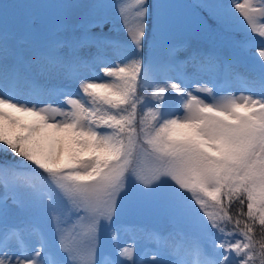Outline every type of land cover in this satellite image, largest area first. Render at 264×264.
<instances>
[{
  "label": "snow or ice",
  "instance_id": "obj_1",
  "mask_svg": "<svg viewBox=\"0 0 264 264\" xmlns=\"http://www.w3.org/2000/svg\"><path fill=\"white\" fill-rule=\"evenodd\" d=\"M211 7L242 45L174 0H0V264H264V0Z\"/></svg>",
  "mask_w": 264,
  "mask_h": 264
},
{
  "label": "rangeland",
  "instance_id": "obj_2",
  "mask_svg": "<svg viewBox=\"0 0 264 264\" xmlns=\"http://www.w3.org/2000/svg\"><path fill=\"white\" fill-rule=\"evenodd\" d=\"M195 2L199 3L201 6H203L207 11V14L214 18L213 15H210V13H216L217 16L222 17V19H228L229 17H223V10L222 9H216L212 8L211 6L216 4H225L227 5L229 0H194ZM175 3L181 5V8L179 9L182 16L193 26L197 27L201 24H207L205 18L198 12L194 11L191 7L187 6L183 1L180 0H174ZM215 19V18H214ZM224 28L229 29L230 31H242L238 28L237 25L233 21H227L224 23ZM107 31V29H106ZM113 37L116 36V33H111ZM179 39V37H178ZM256 41H259V37L254 38ZM235 41H238L234 39ZM239 42V41H238ZM243 50L249 52V50L244 49ZM251 51H254L252 49ZM183 56V54H181ZM252 62L250 59H246L245 57H240V64L238 66V71L243 74H247L251 72L252 70ZM239 86V85H237ZM182 114V111H181ZM126 222L130 224H142L148 227H157L161 226L160 223L152 218L148 217H127ZM128 235H132V233H128ZM122 239H127V236H122Z\"/></svg>",
  "mask_w": 264,
  "mask_h": 264
},
{
  "label": "trees",
  "instance_id": "obj_3",
  "mask_svg": "<svg viewBox=\"0 0 264 264\" xmlns=\"http://www.w3.org/2000/svg\"><path fill=\"white\" fill-rule=\"evenodd\" d=\"M187 2H192V1H191V0H187ZM192 3H193V4H192ZM192 3H191V6H193V7L196 9V11H197L198 13H200V14L205 18L206 23H207L208 25H212V26H214V27L219 28L220 31H221L224 35H226V36H228V37H231L232 39L245 38V34H244L243 31H230V30L224 28V23L227 22V21H232L231 18H228V19H221V20L218 22L217 19L211 18V17L207 14V12H206L204 9H202V8L200 7L199 4L194 3V2H192ZM240 51H241V56H244V57H246V58L251 59V56H250L249 52H247V51H243V50H241V49H240Z\"/></svg>",
  "mask_w": 264,
  "mask_h": 264
}]
</instances>
